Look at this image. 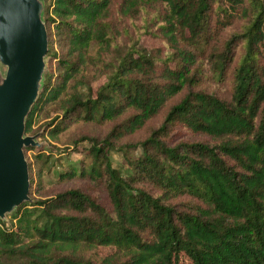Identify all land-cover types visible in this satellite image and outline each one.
<instances>
[{
  "label": "trees",
  "instance_id": "1",
  "mask_svg": "<svg viewBox=\"0 0 264 264\" xmlns=\"http://www.w3.org/2000/svg\"><path fill=\"white\" fill-rule=\"evenodd\" d=\"M41 5L46 61L24 135L49 104L34 140L108 126L73 137L82 158L62 166L22 148L28 200L0 219V264H264V0ZM117 143L138 150L124 170L107 154ZM44 172L66 186L45 189Z\"/></svg>",
  "mask_w": 264,
  "mask_h": 264
},
{
  "label": "water",
  "instance_id": "2",
  "mask_svg": "<svg viewBox=\"0 0 264 264\" xmlns=\"http://www.w3.org/2000/svg\"><path fill=\"white\" fill-rule=\"evenodd\" d=\"M39 0H0V219L28 200L27 166L22 152L38 146L24 135V117L34 102L47 49Z\"/></svg>",
  "mask_w": 264,
  "mask_h": 264
},
{
  "label": "rangeland",
  "instance_id": "3",
  "mask_svg": "<svg viewBox=\"0 0 264 264\" xmlns=\"http://www.w3.org/2000/svg\"><path fill=\"white\" fill-rule=\"evenodd\" d=\"M41 4L44 5L45 0H39ZM140 44L143 45L146 49L151 48H158L161 53L166 54L168 49L165 42L159 37V36H142L140 39ZM44 64L46 59L43 60ZM5 72V66L0 63V79L3 77ZM103 81L102 76H94L93 78L87 79L84 86L80 89L83 92H86L87 85L90 86L92 93L95 92V89L97 86H99ZM54 104L47 105L41 112H39L36 115L35 122L33 123L32 127H35V133H33L36 137L37 132H39L40 124L47 120L49 117L53 115V108ZM162 114L157 115L153 120L149 121V124L152 126H156L161 119ZM107 124L103 125H95V124H89V123H82V122H75L70 124L67 129L58 135V142H54L53 140H49L44 134L40 135L36 140L38 146H34L32 149H29L26 151V157L29 159V161L32 160V153H34L37 149L42 148L46 151H52L53 156L51 160L57 159L60 163V166L63 165V162H65L66 158H68V161L74 162L78 159L82 158V155L73 149H71V139L73 137L79 136L81 133H92L94 135H102L104 131L107 129ZM142 132L135 133L120 142L123 143L126 139L128 140H136L138 138L142 137ZM121 144L117 143L115 146L107 151V154L110 157L111 165L113 168L121 170L127 168V163L125 160V155L134 157L138 150L135 148H120ZM39 147V148H37ZM125 151V152H124ZM125 154V155H124ZM57 162V163H58ZM42 183L45 186V189L48 188H62L65 187L66 184H60L56 185L54 181V177L51 172L43 173L42 176ZM57 183V182H56ZM9 223V214H6L3 218L2 225H8ZM105 250H99L98 252L102 253Z\"/></svg>",
  "mask_w": 264,
  "mask_h": 264
},
{
  "label": "clouds",
  "instance_id": "4",
  "mask_svg": "<svg viewBox=\"0 0 264 264\" xmlns=\"http://www.w3.org/2000/svg\"><path fill=\"white\" fill-rule=\"evenodd\" d=\"M13 2H14V0H9V7L12 6ZM3 56H4V55H3L2 53H0V59H2Z\"/></svg>",
  "mask_w": 264,
  "mask_h": 264
}]
</instances>
